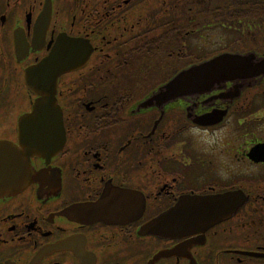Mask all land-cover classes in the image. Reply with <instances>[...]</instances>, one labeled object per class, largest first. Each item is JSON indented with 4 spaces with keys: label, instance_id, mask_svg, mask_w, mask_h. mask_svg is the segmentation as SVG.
I'll use <instances>...</instances> for the list:
<instances>
[{
    "label": "flooded vegetation",
    "instance_id": "obj_1",
    "mask_svg": "<svg viewBox=\"0 0 264 264\" xmlns=\"http://www.w3.org/2000/svg\"><path fill=\"white\" fill-rule=\"evenodd\" d=\"M133 1L66 0L72 13L64 24V6L52 0L48 26L43 19L39 27L41 41L34 38V25L45 16L47 0H0V142L18 143L20 119L33 97L28 67L49 53L58 35L84 37L95 47L91 64L58 82L66 140L49 166L61 174L60 190L55 182L44 186V160L31 155L23 188L0 192V264H264V74L246 79L230 100L217 98L216 90L169 103L162 114L157 108L130 111L152 86L126 106L115 105V93L91 91V67L116 52L92 26L110 15L117 20ZM226 2L230 11L244 10L245 22L230 27L232 38L244 29L245 39L230 43L232 51L264 58V0ZM104 30L135 35L138 27ZM210 112L215 116L193 121ZM214 119L219 122L207 124ZM201 135L210 142L194 140ZM187 137L194 140L188 149ZM184 197L169 219L176 225L160 236L145 228ZM191 197L205 201L194 211L201 216L186 215L193 211L184 209ZM212 198L215 205L206 202ZM211 209L216 218L208 220Z\"/></svg>",
    "mask_w": 264,
    "mask_h": 264
},
{
    "label": "water",
    "instance_id": "obj_2",
    "mask_svg": "<svg viewBox=\"0 0 264 264\" xmlns=\"http://www.w3.org/2000/svg\"><path fill=\"white\" fill-rule=\"evenodd\" d=\"M50 7L51 0H47V8L44 9L45 18L40 17V23L43 19L49 21ZM36 37L41 41L44 40L42 35H36ZM93 50L87 39L80 37L67 38L65 34H60L49 53L38 63L28 67V87L35 93L36 98L32 101L31 110L21 118L18 143L15 145L0 142L1 193L4 190L17 191L23 188L25 181L23 178L26 168L30 166L29 158L31 155L43 158L45 166L40 175L31 171L32 174L39 175L44 186L47 185L50 188L51 183L55 182V190L57 192L60 190L61 174L59 170L55 168L54 170L49 166L50 162L58 156L65 143L62 110L56 99L57 80L62 73L75 71L85 66ZM261 74H264V59H257L252 53L223 52L180 70L165 84L156 88L154 92L136 104L135 109L139 111L140 109L152 107L157 108L162 114L163 108L169 103L179 99L195 98L216 90H221L220 94L215 95L217 98L230 100L239 93L246 79ZM227 82H231V85L222 89ZM212 115L213 112L205 113L196 117L193 121L199 124L204 118L209 116V118H212ZM223 115L220 112L219 121L223 118ZM219 121L214 119V121L207 124ZM227 199L228 197H225L221 200L227 201ZM183 200H187V197L182 198L181 202H178L175 207L163 213L159 218L146 224L145 228L160 236L159 231L164 230L171 224L176 225L169 219H174L171 216L177 214L175 210L184 205ZM217 201V198L206 199V202H211L213 205ZM201 202H205L203 198L191 197L184 209L187 210V207L190 209V206H192L193 211L190 209L192 213L189 214V211H187L186 215L190 218L201 216L198 212H194L202 207ZM114 208L116 209L117 205H114ZM205 214L206 219L209 218L208 220L216 218L215 209H211ZM164 221L166 222L165 226Z\"/></svg>",
    "mask_w": 264,
    "mask_h": 264
},
{
    "label": "trees",
    "instance_id": "obj_3",
    "mask_svg": "<svg viewBox=\"0 0 264 264\" xmlns=\"http://www.w3.org/2000/svg\"><path fill=\"white\" fill-rule=\"evenodd\" d=\"M134 5L137 10L127 13L126 11ZM229 5L226 0H134L129 7H123L119 12L125 11L127 18H119L118 13L117 20H114V15H110L103 24H93L94 29L102 31V42L108 46L113 44L116 52L110 51L111 56H103L101 64L91 67V91L101 89L115 93L117 98L114 102L118 99L115 105L126 106L131 102V96L133 98L141 95V89L154 86L183 66V63H177L186 58V40L189 36L187 33L199 24L211 23L212 11L220 12L228 9ZM236 5L237 3L234 4ZM243 13L244 10H237L227 15L220 14L217 22L228 23L227 27H240L245 22L242 20ZM136 15L137 17L133 18ZM132 23L138 27L135 35H132L130 30L126 31L127 35H109L104 30L105 27L130 28ZM244 39L243 29L232 42L243 43ZM189 55L188 58L195 60L190 51ZM115 105L112 107H116ZM114 112L112 109L110 114Z\"/></svg>",
    "mask_w": 264,
    "mask_h": 264
},
{
    "label": "rangeland",
    "instance_id": "obj_4",
    "mask_svg": "<svg viewBox=\"0 0 264 264\" xmlns=\"http://www.w3.org/2000/svg\"><path fill=\"white\" fill-rule=\"evenodd\" d=\"M55 4L56 5L58 4L60 6H64V8H62L64 10L61 11V16L59 18H60V20L64 21V24L65 23L67 24L68 23L67 20H68V17H69L68 15L72 13L70 11V9H69V4L66 2V0L62 1V2H59V0H55ZM136 10H137V7L134 5L133 12H135ZM124 13H125V11L119 13V15L123 16ZM213 19H215V18H213ZM221 29L222 28L220 26H217V27H214V28H210V29H202V30L197 32L196 36H191L186 42L187 48L192 54L191 57L193 59H197L198 60V59L202 58V56H204L205 54H206V56H212V55L216 54V52L219 51V49L217 47H219V46L221 47L222 43H224L223 41H225L226 39L228 40V39L231 38V34H229L228 32H225L226 31L225 29H223L224 31H222ZM208 32L210 34H208ZM205 34H208V36L210 37L209 43H207V44H204L202 41H200ZM189 57H190V55H189ZM93 58L94 57H92V60L90 61V64L95 60ZM189 61H191V59L187 58V59H184L181 62L177 63V65H179L181 63H183V65L184 64H188ZM158 80H161V79H154V81H158ZM83 82L87 83L89 81H83ZM149 82H151V81H149ZM148 88L149 87L147 86V87L141 89L140 90V94L144 93V91H146ZM79 112L80 111L78 110L76 117L78 116ZM168 130L169 131H173V128H169ZM119 134H122V131H120ZM177 135H178V136H176L177 138H180V139L186 138L180 133H178ZM179 135H180V137H179ZM113 137H117V134L113 135ZM194 140H198L200 143H206L207 144V143L210 142L211 137L207 138L206 136L201 135V136H198L197 138H194ZM194 140H192L191 137H187V142H188L187 149L190 147L189 146L190 143L192 144L194 142ZM176 144H177V140H173L170 145L174 146ZM167 154L168 153L165 154V159L163 161H165L167 159ZM174 169L175 168H173V170ZM175 170L179 171L180 168L177 167ZM188 176H193V175L190 174Z\"/></svg>",
    "mask_w": 264,
    "mask_h": 264
}]
</instances>
